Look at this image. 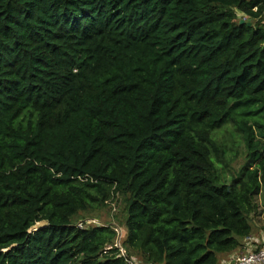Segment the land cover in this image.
Instances as JSON below:
<instances>
[{
  "label": "trees",
  "instance_id": "trees-1",
  "mask_svg": "<svg viewBox=\"0 0 264 264\" xmlns=\"http://www.w3.org/2000/svg\"><path fill=\"white\" fill-rule=\"evenodd\" d=\"M263 16L264 0H0V264H124L111 226L74 222L116 195L144 264L240 248L264 202ZM228 122L245 149L229 176Z\"/></svg>",
  "mask_w": 264,
  "mask_h": 264
},
{
  "label": "rangeland",
  "instance_id": "rangeland-1",
  "mask_svg": "<svg viewBox=\"0 0 264 264\" xmlns=\"http://www.w3.org/2000/svg\"><path fill=\"white\" fill-rule=\"evenodd\" d=\"M235 12L237 20L240 21L241 19H243L244 21H250V19L242 12H239L236 9ZM257 20L259 23H263L264 16L262 18L254 19L253 21L257 22ZM217 135L219 136V141L223 142L224 146L227 148V152L225 154L227 161V164L225 165L226 175H236L239 168L245 162V149L243 141L230 122L222 126L218 130ZM114 201L115 206H112L111 204H106V207L103 206L100 208L86 210L84 212L79 213L77 216L74 217V222L83 220L84 222L91 223L94 225H108L111 226L114 230H122V233L125 234V199L123 196H117L116 198H114ZM256 202V210L253 214H250L248 217L250 224H252V231L255 232V234L264 232V202L261 196H258ZM39 224L41 223H38L35 226H38ZM115 240L116 232L114 241ZM122 246L125 248V245ZM128 252L129 251H127V253ZM128 254H130V256L134 257L139 262L142 261V258L139 256V254H131L130 252ZM220 260L221 257L219 255V263Z\"/></svg>",
  "mask_w": 264,
  "mask_h": 264
},
{
  "label": "built area",
  "instance_id": "built-area-1",
  "mask_svg": "<svg viewBox=\"0 0 264 264\" xmlns=\"http://www.w3.org/2000/svg\"><path fill=\"white\" fill-rule=\"evenodd\" d=\"M117 195L111 196L109 199L105 200L106 204L114 205V198ZM84 221H78L76 223L77 226L83 227ZM116 232V240L113 242V246L118 249L119 255L123 257L124 264H144L139 262L134 257L130 256L126 249L122 246V239L124 235L122 230H114ZM243 252H241L238 256L234 257L232 261H229V264H264V232L257 234H250L245 236L243 239ZM111 248V245H107L105 249ZM151 264V263H149Z\"/></svg>",
  "mask_w": 264,
  "mask_h": 264
},
{
  "label": "crops",
  "instance_id": "crops-1",
  "mask_svg": "<svg viewBox=\"0 0 264 264\" xmlns=\"http://www.w3.org/2000/svg\"><path fill=\"white\" fill-rule=\"evenodd\" d=\"M255 234V232H253ZM244 246L242 245L240 248L234 249L230 252H227L221 255L220 264H229V261H232L234 257L238 256L241 252H243Z\"/></svg>",
  "mask_w": 264,
  "mask_h": 264
},
{
  "label": "water",
  "instance_id": "water-1",
  "mask_svg": "<svg viewBox=\"0 0 264 264\" xmlns=\"http://www.w3.org/2000/svg\"><path fill=\"white\" fill-rule=\"evenodd\" d=\"M243 22V19L240 20V23ZM247 24L250 25V21H247Z\"/></svg>",
  "mask_w": 264,
  "mask_h": 264
},
{
  "label": "bare ground",
  "instance_id": "bare-ground-1",
  "mask_svg": "<svg viewBox=\"0 0 264 264\" xmlns=\"http://www.w3.org/2000/svg\"><path fill=\"white\" fill-rule=\"evenodd\" d=\"M38 226H40V225H38ZM38 226H36V227H38Z\"/></svg>",
  "mask_w": 264,
  "mask_h": 264
},
{
  "label": "clouds",
  "instance_id": "clouds-1",
  "mask_svg": "<svg viewBox=\"0 0 264 264\" xmlns=\"http://www.w3.org/2000/svg\"><path fill=\"white\" fill-rule=\"evenodd\" d=\"M244 21V20H243ZM218 264H220L219 262H218Z\"/></svg>",
  "mask_w": 264,
  "mask_h": 264
}]
</instances>
